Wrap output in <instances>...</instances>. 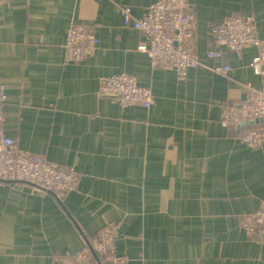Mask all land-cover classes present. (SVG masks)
Here are the masks:
<instances>
[{"label": "crops", "instance_id": "1", "mask_svg": "<svg viewBox=\"0 0 264 264\" xmlns=\"http://www.w3.org/2000/svg\"><path fill=\"white\" fill-rule=\"evenodd\" d=\"M155 1L10 0L1 8L0 56L17 58L22 75L6 85V132L21 151L49 152L81 177L68 195L0 181V264H63L110 224L129 264H264V241L242 227L264 201V143L244 144L221 121L248 85L264 88V75L249 67L258 50H224L228 73L208 57L210 27L228 18L252 16L264 36V0H189L202 66L184 81L138 49L147 36L119 14L129 4L144 18ZM71 24H87L101 45L66 63ZM123 66L158 96L148 124L138 105L124 112L99 95Z\"/></svg>", "mask_w": 264, "mask_h": 264}, {"label": "built area", "instance_id": "2", "mask_svg": "<svg viewBox=\"0 0 264 264\" xmlns=\"http://www.w3.org/2000/svg\"><path fill=\"white\" fill-rule=\"evenodd\" d=\"M9 3L10 0H0V11ZM133 11V5L127 4L120 7L119 14L125 26L142 31L147 36L149 42L141 43L138 49L147 53L155 65L169 64L179 81H184L189 71L202 66L195 17L189 0H156L148 7L144 18L135 17ZM210 33L214 46L208 51V57L216 64L214 71L228 73L233 69L224 63V50L242 53L256 48L258 54L249 67L264 75V36L258 32L252 16L228 18L212 25ZM100 45V38L87 24H71L64 46V62L80 61ZM21 80L18 59L0 56V180L29 182L49 192L68 195L79 187L81 176L76 169L56 162L49 152L31 154L21 151L6 132L4 109L11 104L6 85ZM99 95L115 98L124 112L138 105L141 108L140 119L146 124L158 102L156 93L150 87L142 86L124 66L117 74L101 81ZM258 119H264V88L248 85L241 103L224 106L221 121L225 127H237L244 144L259 147L264 143V126H241ZM242 227L250 238L264 241V201L255 211L244 216ZM117 233L116 224L107 225L99 232L92 249L74 254L69 262L63 264H129L125 256L116 252Z\"/></svg>", "mask_w": 264, "mask_h": 264}, {"label": "water", "instance_id": "3", "mask_svg": "<svg viewBox=\"0 0 264 264\" xmlns=\"http://www.w3.org/2000/svg\"><path fill=\"white\" fill-rule=\"evenodd\" d=\"M262 121H263V119H258V120L252 121L250 123H243L241 126L242 127H247L248 125L258 124V123H261Z\"/></svg>", "mask_w": 264, "mask_h": 264}, {"label": "trees", "instance_id": "4", "mask_svg": "<svg viewBox=\"0 0 264 264\" xmlns=\"http://www.w3.org/2000/svg\"><path fill=\"white\" fill-rule=\"evenodd\" d=\"M250 126H254V127L264 126V119H263V121L261 123L253 124V125H250ZM241 134H242L241 131H239V134L238 135L241 136Z\"/></svg>", "mask_w": 264, "mask_h": 264}, {"label": "rangeland", "instance_id": "5", "mask_svg": "<svg viewBox=\"0 0 264 264\" xmlns=\"http://www.w3.org/2000/svg\"><path fill=\"white\" fill-rule=\"evenodd\" d=\"M93 247H94V246H93ZM93 247H92V248H93ZM65 262H69V261H65Z\"/></svg>", "mask_w": 264, "mask_h": 264}]
</instances>
